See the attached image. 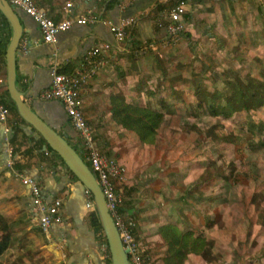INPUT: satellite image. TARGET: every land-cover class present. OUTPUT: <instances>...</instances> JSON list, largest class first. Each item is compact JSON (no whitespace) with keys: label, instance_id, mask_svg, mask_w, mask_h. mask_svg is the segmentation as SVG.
I'll return each instance as SVG.
<instances>
[{"label":"rangeland","instance_id":"1","mask_svg":"<svg viewBox=\"0 0 264 264\" xmlns=\"http://www.w3.org/2000/svg\"><path fill=\"white\" fill-rule=\"evenodd\" d=\"M258 1L237 9L231 29H201L135 59L128 104L158 111L163 121L153 142L130 131L119 154L104 151L124 166L123 188L149 214L146 223L173 204L167 225L209 242L205 258L190 253L184 264H264V0ZM1 76L5 81L4 69ZM251 84L258 96L244 109L248 99L241 96ZM205 95L218 97L215 106L233 100L237 111L215 113ZM33 233L31 239L42 236ZM17 236L9 237L0 264H49L42 239L12 240ZM157 236L154 230L153 241H144L150 264H164L168 254Z\"/></svg>","mask_w":264,"mask_h":264},{"label":"crops","instance_id":"2","mask_svg":"<svg viewBox=\"0 0 264 264\" xmlns=\"http://www.w3.org/2000/svg\"><path fill=\"white\" fill-rule=\"evenodd\" d=\"M35 1L47 10L55 22L64 19L67 3L73 4L75 15H83L92 10L101 20L112 21L114 24L127 18H135V25L129 28L124 43H118L109 27L99 22L87 26L74 25L59 35L55 45H50L43 42L41 30L36 22L23 11L17 10L24 32L16 59L17 87L23 93L26 104L56 132L62 136L66 135L67 141L77 150H80L76 142L77 135L62 104L46 101L42 96L51 86L54 67L72 74L92 48L101 47L106 43L112 45V49L103 54L104 66L84 88L82 100L85 117L92 127L98 147L103 152L112 151L116 155L119 154L120 138L126 137L130 131L114 120V102L122 101L128 104L129 70L133 61L140 59L144 55L142 52L148 51L151 44L154 49L158 45H164L167 34L156 26L155 18L161 8L173 5L177 0H135L126 9H123V5L127 0ZM187 2L185 38L201 29H231L230 24L233 15L237 14V9H242V5L252 4L253 0ZM3 17L0 14V45L5 46L7 52L12 39V29ZM2 69L7 71L6 54L5 57H0V74ZM2 83L6 87V79L3 81L2 78ZM5 92L7 98V89ZM20 118H17L12 110L7 127L0 123V216L9 221L13 234L22 235L12 240L18 242L27 237L31 239L30 235L38 231L42 236L35 237L30 242L42 239L39 248L43 250L49 264H110L103 234L98 232L90 221V215L96 210L87 207L85 187L56 153L51 152L50 148L44 149L46 143L40 141L37 132ZM20 176H29L36 180L48 203H52L56 198L63 201L64 223L54 226L49 234L39 230L30 190L22 184ZM126 194L125 209L128 215L136 216L139 220H136V235L142 245L144 246V241H153L151 236L154 230L158 232L157 237L164 240L163 236L159 235L160 228L166 226L167 221L174 219L177 210L175 206L168 205L165 216L160 215L156 222L148 224L144 220L149 214L144 208H136L131 196ZM163 243H166L165 240Z\"/></svg>","mask_w":264,"mask_h":264},{"label":"built area","instance_id":"3","mask_svg":"<svg viewBox=\"0 0 264 264\" xmlns=\"http://www.w3.org/2000/svg\"><path fill=\"white\" fill-rule=\"evenodd\" d=\"M16 10L23 11L31 17L39 26L42 40L45 44L55 45L61 33L68 31L74 25L87 26L103 22L109 27L118 43H124L128 37V30L135 25V18H127L118 24L112 21H103L93 13L86 11L83 15H75L73 4L67 3L64 10V19L55 22L47 10L37 4L35 0H7ZM135 0H127L123 5L126 9ZM188 14L187 0H177L170 6L161 8L155 18L156 26L166 32L167 38L164 44H176L186 32L185 17ZM151 44L149 49L153 48ZM112 49L111 44L92 48L88 51L77 70L72 74L60 73L57 67L52 70L51 86L46 90L42 98L46 101H57L62 104L69 119L70 125L76 132V142L79 144L81 154L91 165V172L95 176L106 199L107 208L113 217L120 233V237L131 264H150V258L144 255L143 245L136 235L138 224L134 217L127 214L125 206L127 202L123 184L126 170L120 161L108 156L96 142L92 127L85 117L83 110L82 92L97 76L104 66L103 54ZM25 50V49H24ZM147 50L142 54H146ZM6 87L2 83L0 74V123L7 125L10 122L12 111L7 104ZM12 163H10V166ZM22 184L29 188L32 196V206L36 212L39 230L49 234L54 226L64 223L62 216L63 201L56 198L48 203L44 198L38 182L29 176H20ZM87 207L95 210V202L92 194L85 191Z\"/></svg>","mask_w":264,"mask_h":264},{"label":"water","instance_id":"4","mask_svg":"<svg viewBox=\"0 0 264 264\" xmlns=\"http://www.w3.org/2000/svg\"><path fill=\"white\" fill-rule=\"evenodd\" d=\"M0 13L8 21L12 29V39L6 52V89L14 102L22 120L33 128L45 141V150L50 148L64 162L73 176L88 190L94 199L95 210L98 214L101 227L108 243L110 264H131L120 237V233L111 216L106 199L95 176L68 141L48 125L24 100V95L17 87L16 59L23 38V26L16 9L7 0H0Z\"/></svg>","mask_w":264,"mask_h":264},{"label":"trees","instance_id":"5","mask_svg":"<svg viewBox=\"0 0 264 264\" xmlns=\"http://www.w3.org/2000/svg\"><path fill=\"white\" fill-rule=\"evenodd\" d=\"M3 18L5 22L9 25L5 17ZM5 54L6 47L0 45V57H5ZM59 72L67 74V72L65 71ZM255 88L256 86L251 84L250 87L246 88L245 94L241 96V98H243L242 100H244V98L248 99V101H243L244 109L248 107L249 99L258 96V92L254 90ZM202 93L205 94L204 91H202ZM197 95H201V90L197 92ZM205 96L209 97L206 99L208 101L207 106H209L215 113L229 111V115H231L237 111V107L235 106L233 100L222 99L223 102H219L218 105L215 106L214 101L216 102L218 97L207 95ZM7 104L10 108H12L13 112L16 114V117L20 118L16 106L14 102L11 101L8 93ZM114 105V120L117 122L118 125L122 126L128 131L135 132L142 142H153L157 134L158 128L164 118L162 113L152 109H146L126 104L122 101H115ZM32 130L34 129L32 128ZM38 136L40 137V141L45 143V141L43 140V138H41L39 134ZM50 151L53 152L51 149ZM90 221L93 227L98 230V232L103 234V240L106 242V245L108 247V243L101 227L97 212H93L90 215ZM8 223L9 221L3 219L0 216V256L4 255L3 253L7 251V246L10 244L9 237H11V235L13 234V232H11L13 227H10ZM183 228L184 229L174 224L173 222H171L169 225L160 228V234L163 236L166 244L168 245V254L164 259V264H184L188 254L190 253L204 256V258L206 257L207 250L210 249L209 242L202 237H194V234L191 231L184 232L183 230H185V226H183Z\"/></svg>","mask_w":264,"mask_h":264}]
</instances>
